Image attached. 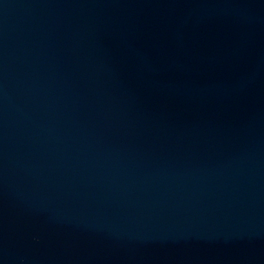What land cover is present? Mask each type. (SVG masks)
Returning a JSON list of instances; mask_svg holds the SVG:
<instances>
[{
  "label": "water",
  "instance_id": "1",
  "mask_svg": "<svg viewBox=\"0 0 264 264\" xmlns=\"http://www.w3.org/2000/svg\"><path fill=\"white\" fill-rule=\"evenodd\" d=\"M0 264H264V0H0Z\"/></svg>",
  "mask_w": 264,
  "mask_h": 264
}]
</instances>
